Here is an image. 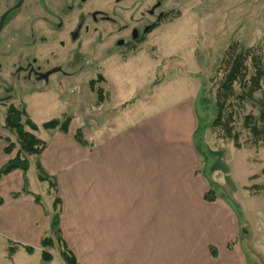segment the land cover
I'll use <instances>...</instances> for the list:
<instances>
[{"label":"rangeland","instance_id":"obj_1","mask_svg":"<svg viewBox=\"0 0 264 264\" xmlns=\"http://www.w3.org/2000/svg\"><path fill=\"white\" fill-rule=\"evenodd\" d=\"M134 2L24 0L0 33V123L12 103L28 107L29 118L40 127L69 118L71 131L79 129L91 142L113 122L131 128L140 119L186 105L194 121L197 174L207 183L205 194L227 205L235 222L229 249L238 251L245 264H264V143L254 144L243 127L246 116L257 117L256 101L236 107V143L212 127L225 51L231 45L252 49L264 62V0H142L140 9ZM156 2L161 4L155 14L163 13L157 23L146 12ZM14 3L0 0V15ZM99 10L110 23L92 22L90 14ZM140 21L154 25L133 42L130 30L142 31ZM122 26L128 30L118 33ZM118 40L123 44L117 45ZM26 64L41 72L55 67L61 72L39 81L21 72L12 75ZM99 75L104 81L95 89H101L102 103L89 87ZM50 134L41 128L37 136L47 141ZM33 160L30 187L46 207L54 196L38 182ZM50 253L58 264V248Z\"/></svg>","mask_w":264,"mask_h":264},{"label":"crops","instance_id":"obj_2","mask_svg":"<svg viewBox=\"0 0 264 264\" xmlns=\"http://www.w3.org/2000/svg\"><path fill=\"white\" fill-rule=\"evenodd\" d=\"M46 131L49 140L38 138L45 143L42 153L26 157L27 171L0 178L1 264H54L50 250L57 247L61 258L63 246L78 264H245L229 249L236 227L228 206L204 199L207 183L197 174L189 107L140 119L131 128L113 122L91 142L83 138L86 145L70 127L65 134ZM6 140L15 143L1 122L0 168L18 153V146L4 153ZM31 157L54 184L49 189L37 178L59 199L60 241L50 228L54 198L45 207L30 187ZM44 237L53 242L49 263L41 260ZM57 263L65 264L62 258Z\"/></svg>","mask_w":264,"mask_h":264},{"label":"trees","instance_id":"obj_3","mask_svg":"<svg viewBox=\"0 0 264 264\" xmlns=\"http://www.w3.org/2000/svg\"><path fill=\"white\" fill-rule=\"evenodd\" d=\"M221 67L224 69V72L219 81L218 88L215 91V118L212 122V127L222 129L224 136L232 139L236 143L239 137L237 133L233 132L236 107L242 106L246 102L256 101L258 107L257 117L246 116L243 127L249 132L254 144L264 143V62L252 49L238 50L234 45H231L224 53ZM103 81V78L99 75L96 80L89 82L90 90L97 93L99 103H102L104 98L101 96V89H95V85ZM256 93H260L258 100L254 98ZM69 124V118H65L62 122L54 119L43 123L41 128L44 130L57 129L65 134L67 133ZM3 127L15 137V143L6 140L7 147L4 149V153L9 155L16 146H18V153L0 168V178L14 170L26 172L28 169L26 157L39 156L45 149V143L33 134L39 128L31 121L24 106L16 107L14 105H8ZM75 140L81 145H86L79 129L75 132ZM36 168L38 170V180L46 182L48 188L54 190L53 182L44 176L38 164H36ZM24 194H29V192L25 191ZM208 194L204 195V199L212 202V198ZM17 196L14 195V197ZM32 197L36 203H39V197L37 195H32ZM58 205L59 199L55 197L52 205L53 215L50 221V228L59 240ZM52 245L53 242L50 237L41 239L40 246L43 249L41 252V260L45 263H49L52 260L51 255L47 252V249L51 248ZM24 249L28 254L33 253L31 247H25ZM12 252L13 249L9 248V255ZM61 258L65 264H78L73 255L64 246L61 251Z\"/></svg>","mask_w":264,"mask_h":264},{"label":"flooded vegetation","instance_id":"obj_4","mask_svg":"<svg viewBox=\"0 0 264 264\" xmlns=\"http://www.w3.org/2000/svg\"><path fill=\"white\" fill-rule=\"evenodd\" d=\"M18 1L19 0H15V3H14V5L12 6V7H14L17 3H18ZM24 1V0H23ZM23 1H22V4H23ZM80 2H84V0H79ZM117 3H120V2H122V1H124V0H115ZM142 0H137V2L135 3V6H136V9H140V6H141V2ZM21 4V5H22ZM160 2H156L153 6H152V8L149 10V11H146L147 13H148V15L149 16H154V18H155V22L157 23L159 20H161L162 18H163V13H161V12H159V13H157V14H155V11L160 7ZM21 5L17 8V9H15V10H12L11 12H9L7 15H6V17H5V21H4V24H3V27L1 28V30H0V33H1V31L3 30V28L7 25V23H8V20H9V17L16 11V10H18L20 7H21ZM12 7H10V8H8V9H6L1 15H0V18H1V16L7 11V10H9V9H11ZM66 8L67 9H71V7L70 6H66ZM140 14H139V19H142V15H141V12H139ZM90 18L92 19V22H97V21H100V22H106V23H110V18L105 14V12L104 11H102V10H99V11H95V12H92L91 14H90ZM80 24H82V22H80L79 21V23L77 24V29L78 30H80L79 28H78V26H80ZM140 24H141V26H142V22L140 21ZM153 25H154V23H152L150 26H148V25H144V26H142L143 28H142V31L140 30V28H132L131 30H130V40H132L133 42H138V41H140L141 40V38H142V35H144V34H146L150 29H151V27H153ZM76 29V28H75ZM88 30V27H85V31H87ZM126 30H128V27L127 26H122V27H120V29H118L117 30V32L118 33H121L122 31H126ZM71 36H73V33L71 34ZM73 38H74V36H73ZM116 44L117 45H121V44H123V40H118L117 42H116ZM33 63H34V61H33ZM37 67V66H36ZM53 70H56V71H54L53 73H51V74H49V75H47L46 77H44V78H42L41 76H43V75H45V74H47L48 72H50V71H53ZM18 72H21V73H24V74H27V76H28V78H34L35 80H47L52 74H54V73H58V72H61V70H60V68H57V67H55V68H52V69H50V70H48V71H46V72H41L39 69H37V68H35L34 66H33V64L32 65H28V64H26L25 65V67H21V66H19V67H17V69H16V71L12 74V75H15L16 73H18ZM10 98V97H9ZM9 98H6V100H8ZM3 100H0V103L2 102ZM8 105H14V104H12V103H10V104H8ZM7 105V106H8ZM25 107V106H24ZM6 109H7V107H6ZM26 109V108H25ZM27 112V111H26ZM5 118V117H4ZM3 123H4V121H3Z\"/></svg>","mask_w":264,"mask_h":264},{"label":"water","instance_id":"obj_5","mask_svg":"<svg viewBox=\"0 0 264 264\" xmlns=\"http://www.w3.org/2000/svg\"><path fill=\"white\" fill-rule=\"evenodd\" d=\"M22 1H23V0H19L18 3H17L14 7H12V8L9 9V10H7V11L1 16V18H0V30H1V28L3 27V24H4V21H5V17H6V15H7L9 12H11L12 10L17 9V8L22 4ZM54 71H56V70L50 71V72H48L47 74H45V75H43V76H41V77L44 78V77H46L47 75L53 73Z\"/></svg>","mask_w":264,"mask_h":264}]
</instances>
